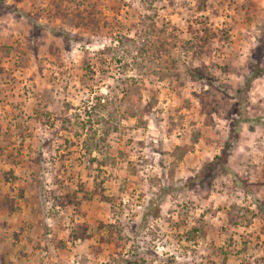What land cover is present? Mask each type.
<instances>
[{
    "label": "rangeland",
    "instance_id": "374dc122",
    "mask_svg": "<svg viewBox=\"0 0 264 264\" xmlns=\"http://www.w3.org/2000/svg\"><path fill=\"white\" fill-rule=\"evenodd\" d=\"M0 264H264V0H0Z\"/></svg>",
    "mask_w": 264,
    "mask_h": 264
}]
</instances>
